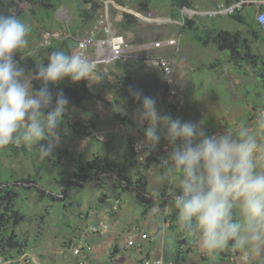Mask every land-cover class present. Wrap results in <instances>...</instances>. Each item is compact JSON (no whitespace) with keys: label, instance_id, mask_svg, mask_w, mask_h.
<instances>
[{"label":"rangeland","instance_id":"1","mask_svg":"<svg viewBox=\"0 0 264 264\" xmlns=\"http://www.w3.org/2000/svg\"><path fill=\"white\" fill-rule=\"evenodd\" d=\"M89 1L59 0L54 12L49 9L44 10L39 6L20 4L21 19L29 25L30 29L27 37L29 43L26 48L14 53L13 59L19 60L29 54L36 53V49L41 46L42 36L47 32L63 33L66 29H74L78 37L86 39L99 38V21L101 18H107L112 31L115 34L122 35L132 44L162 41L180 34L181 27L177 24L179 17L171 19L169 4L165 0H152L149 7L141 12L136 11L137 6L131 0H125V4L122 6L115 4L113 1ZM91 1L96 2L99 7L94 17L86 20L83 16H80L78 11H85L89 8ZM222 1L192 0L193 9L191 10L200 15V13H204L221 4ZM246 10L253 14L252 8ZM124 12L134 14L139 20L138 25L131 31L123 32L122 30L120 21ZM204 18L207 25L216 19ZM153 20H165L166 23H157L153 22ZM221 25L230 32L242 30V27L225 18L222 19ZM182 36L184 35L182 34ZM172 48L171 46L165 47L158 54L165 57H173L174 50ZM258 49L260 54H262L260 46ZM71 50L75 53L73 47H71ZM186 56L188 59L184 60V62L176 60L174 63V57L171 59L172 65L170 67L172 68L175 84L176 86L181 85V90L178 88V95H175L172 99L174 104L168 107L169 110L170 108L172 109L170 111L173 112L174 115H172L174 117L178 114V118L184 120L189 116L192 123L203 122L206 131H217L221 127L224 128V126L235 130V127L248 122L247 120L251 113L252 115L253 113L256 114V109L259 108L258 103H260V99L256 95L259 94L260 98L264 97L263 87H260L259 83L248 79L238 80L236 78H221L219 83H217L215 79H218L219 73L207 71L203 68V65L213 62L215 59L219 58L222 60L221 55L211 47L206 49L194 47L191 49L190 45H188ZM114 71V66H111L108 74L102 73L103 78L98 82L92 83L91 86L85 81L87 89L92 94L100 97L98 101L84 102L79 108H67L68 123L74 125L80 133L90 131L92 136L82 138L74 134L73 131L67 129L68 125L63 120L62 141L54 152L60 150L68 151L72 156L81 152L86 158H90L93 153H99L106 154L115 161H120L129 140L133 144L143 140V127L137 124L135 115L131 113L130 109L126 110L125 107L119 104L114 105L123 116H128L130 121L127 124L123 125L119 120L111 116L107 102L112 100L113 76L111 72ZM93 79H95L94 75ZM135 82L137 90L143 96L155 99L158 93L157 90L162 83V78L154 71L144 69L141 74L135 77ZM187 87H189V91L186 89ZM182 96L183 98H181ZM181 101L185 102V106L178 111L180 108L178 103H181ZM248 106L251 112H248ZM263 106L260 104V109ZM156 107L158 109V106ZM160 113L162 114L163 112L160 111ZM227 119L230 120L227 121ZM220 121H222L221 124H219ZM91 138H95L96 141L93 142ZM40 143L44 142L41 141ZM23 148L26 149V153L21 151L12 152L7 147L0 149V180L11 184L18 182L19 179H25L29 174L34 175L40 172L43 183L39 186L42 185L50 190H59L57 186L53 187L55 171L51 170L50 162V158H53V156L42 157L35 147ZM166 155L168 156L169 153ZM64 170L69 173L71 165L64 163ZM136 171L137 169L134 170V172ZM154 171L155 167H150L146 170L142 169V173L148 180V191L156 201V204L152 207L138 203L130 191L120 193V195L117 194L118 191L114 188L115 181L112 178L95 179L82 188H74L70 186L71 180L68 179L67 175L62 176L64 188L60 189V191L68 194L77 207L71 208L70 211L73 214L65 211L66 216L63 215L62 207L59 204L49 208V203L45 205L44 203L35 202L32 192L24 193V191H21L20 195H22V198L26 196V206H23L25 207L24 222L18 227L17 233L27 239V259H29L30 264H76L71 248L76 246V243L83 244L79 239L89 225L86 216L94 212L97 216H101L99 221L102 220L111 225L109 231L102 234V238H105L103 240L109 239L110 241L109 250L112 252H110L109 258L114 257L121 249L119 246L122 247L123 245L124 247V244L126 245L129 240L134 242V245L130 246V251L143 248V244L141 245L137 242L136 236L142 231H150L153 226H159L161 231L154 239V244L156 247L163 248L167 255H174L172 249L177 248L178 240H181V238L187 244L188 250L191 249L190 247L194 248L193 251L199 249L192 238L185 237L184 234L178 231L176 219L174 222H170L168 219L170 212L174 208L172 196L178 192V189L175 188L176 178L173 177L161 188L160 198L156 199L153 194L155 187ZM26 186L27 188L34 187L32 184H27ZM168 192L169 195H167ZM100 193L105 194V196L101 197L102 200L99 199ZM115 196L119 197L117 200H119L120 204L115 213H113L110 212V206L116 200L114 199ZM61 197L59 195V198ZM44 210H49L48 217H41ZM131 227H134L136 233L133 234L134 231L129 230L128 234L132 235H126L125 231ZM147 236L149 237V235ZM149 238L144 240L146 241ZM84 239L86 240H84V243L88 242L90 243L89 245L94 241L90 232L85 234ZM115 247L118 250L116 252L114 250ZM223 251L234 252L229 257H225L230 262L226 261L227 263L224 264H249L242 253L231 248H226ZM119 252L123 251L120 250ZM201 252L203 255L207 253L203 250ZM200 258H205L200 261V264H220V258L223 259L220 251L212 252L207 256L201 257L200 255ZM139 260L135 259L132 264H138ZM87 261H84L83 264H88ZM112 263L130 264V262L122 258ZM251 264H264V258H257Z\"/></svg>","mask_w":264,"mask_h":264},{"label":"clouds","instance_id":"2","mask_svg":"<svg viewBox=\"0 0 264 264\" xmlns=\"http://www.w3.org/2000/svg\"><path fill=\"white\" fill-rule=\"evenodd\" d=\"M29 30L22 19L0 15V149L35 147L47 158L61 144L69 104L62 91L53 102L49 85L67 78L91 86L103 74L87 55L64 50H53L46 64L26 72L13 54L28 46ZM34 80L40 83L35 90ZM129 93L140 105L137 124L147 123L137 150H151L162 136L171 148L155 166L153 194L159 199L161 188L176 178L178 194L172 200L178 231L209 253L231 248L249 264L264 258V108L251 125L209 135L203 122L162 115L151 97L136 89Z\"/></svg>","mask_w":264,"mask_h":264},{"label":"trees","instance_id":"3","mask_svg":"<svg viewBox=\"0 0 264 264\" xmlns=\"http://www.w3.org/2000/svg\"><path fill=\"white\" fill-rule=\"evenodd\" d=\"M106 1H113L115 4L121 6L125 4V0ZM151 1L152 0H131L133 4H136L137 12L146 10ZM165 1L169 4L171 19H177L179 11L183 8L190 10L193 9L192 0ZM58 2L59 0H0V15H14L21 19L22 13L19 12V6L22 3L31 6H39L44 10L49 9L51 12H54L56 11ZM85 2L90 1L85 0ZM231 3H233V0H226L224 5L228 6ZM98 7L99 5L96 2L91 1V6L89 8L85 11L79 10L78 13L86 20H89L94 17ZM225 17L230 22L242 27V30H237L235 32L215 30L205 24V19L199 16H192L188 19H184L183 28L180 30V34H192L194 41L198 42L200 45H208L209 43H212L215 45L216 50L219 53L226 54V61L230 64L237 65L240 61L246 62L254 69L257 82L261 84V87H264V33L256 26L253 14L249 13L246 9L235 10L233 13L225 15ZM138 22L139 20L134 14L124 12L120 24L123 28V32H126L133 30L138 25ZM69 32L73 36L77 35L75 34L74 29H69ZM259 46L261 47V50H263L262 54L258 52ZM71 47H73V42L70 39H62L56 42L53 41L48 46L38 47L36 53L32 55L29 54L25 58L16 61L26 72L34 73L37 64L41 62L45 64L47 63L46 58L50 52L53 50H64L73 53ZM220 65L221 61L216 60L211 64L203 65V68L206 70L215 69ZM114 69L115 71L111 72V75L113 76L112 100L107 102V104L111 116L124 125L130 120L128 119V116H123L114 105L119 104L120 106L125 107L126 110L130 109L131 113H134L135 115V110L140 105L138 101L130 96L129 90H137L135 77L141 74L145 67L139 63H126L114 64ZM39 86L40 83L34 80L33 89H38ZM161 87L162 83L158 90ZM49 88L53 94V102L55 101L56 93L60 91L63 92L64 96L67 97L69 101L68 109L71 107L79 108L84 102H94L100 99L99 96L92 94L87 89L85 80L73 83L66 78L56 85H49ZM187 90L189 91V87ZM153 100L159 109L160 104L156 99ZM63 120L68 125L67 129L73 131L74 134L82 138L92 136L90 131L80 133L74 125L68 123V111ZM146 126L147 123L145 122L142 127L144 128ZM62 128L63 125L61 124V129ZM91 139L93 142L96 141L95 138ZM7 148L12 152L21 151L22 153H26V149L23 147L20 149L16 146L10 145ZM52 156L53 158H50L51 170L55 171L53 187L57 186L59 190L46 189L42 185L41 188L39 185L43 183V180L40 172L34 175L29 174L25 179H19L18 182L11 184L0 180V256L4 261H13L11 264H18L16 259L27 254V239L17 233L18 227L24 222L25 207L23 206H26V196L24 195L25 197L22 198V195H20L21 191H24V193L32 192L34 194L35 202L41 204L44 203L45 205L46 203H49V208L59 204L60 207H62L63 215H65V211L73 214L70 210L71 208H77L75 203L71 201V197L68 194L60 191V189L64 188V181L61 179L62 176L67 175L68 179L71 180L70 186L74 188H82L84 185H87L95 179L112 178L115 181L114 188L118 191L117 194L120 195V193L130 191L141 205L152 207L156 204L155 199L148 191V180L142 173V169L146 170L150 167L159 166L162 159H159L158 157L156 158L154 154L151 153L143 161H139L137 158L138 154L135 152V144L130 140L123 151L122 159L120 161H115L106 154L93 153L90 158H86L81 152L72 156L70 152L61 150L53 152ZM64 163H69L71 165V171L69 173L64 170ZM136 169L137 171L134 172ZM27 184H32L34 187L27 188ZM59 195L62 197L59 198ZM103 196H105V194L100 193L99 199L102 200L101 197ZM118 198L119 197L115 196L114 199L116 200H114V202L119 201L117 200ZM114 202H112L110 208L113 206ZM49 213V210H44L41 217H48ZM168 219L170 222L175 221L174 208L170 212ZM183 242L184 240L181 238V240H178L177 246L181 245ZM76 246H78V243H76ZM114 250L117 251V247H115ZM223 254V251L220 252V255ZM87 259L88 258L84 261H87ZM75 260L76 264H78L79 261L76 258Z\"/></svg>","mask_w":264,"mask_h":264},{"label":"built area","instance_id":"4","mask_svg":"<svg viewBox=\"0 0 264 264\" xmlns=\"http://www.w3.org/2000/svg\"><path fill=\"white\" fill-rule=\"evenodd\" d=\"M109 2V1H108ZM253 9V18L256 26L264 33V0H233L228 6L224 4H218L211 10L197 15L196 12L190 9H181L179 11V22L177 23L181 29L183 28L184 19H188L192 16H201L202 18H216L219 16H224L233 13L235 10L240 9ZM205 19V18H204ZM157 23H166L165 20H153ZM100 24V37L86 39L78 37V35L73 36L69 29H66L63 33H50L47 32L42 36L41 46H48L51 41L70 39L73 42V48L75 53H81L87 55L96 64L98 70L103 74H108L111 66L114 64H126V63H139L145 67V69H151L159 74L162 78V87L157 91L155 99L160 104L159 112L162 111L163 114L171 116V111L168 107L174 104L173 97L178 95V89L176 88L175 79L172 73V68L170 67L171 59L176 56L179 52L180 47V34L172 36L168 39L162 41H150L132 44L128 42L122 35L115 34L108 22L107 18H101ZM173 47L174 56L165 57L158 53L165 47ZM257 113L260 108L256 109ZM255 114L253 113L251 117V122H254ZM222 121L219 122L221 124ZM227 131L226 129H220L215 132H207L209 135L223 133ZM135 144V152L138 154V160L143 161L151 153L159 159H165L168 156L166 154L170 153L171 148L167 144V141L161 138L160 142L151 150L141 152L137 150ZM119 201H115L111 207V212L115 213L118 209ZM110 224L105 221H97L90 226L89 232L95 235H102L109 231ZM141 238H149L146 234H143ZM134 242L131 240L126 242V247L130 248L133 246ZM139 247V245H138ZM92 252V248L83 243V246L78 244L72 248V255L79 261L78 264H83L84 260L88 258L89 254ZM18 264H30L29 259H27V254L22 255L16 259ZM14 261V262H16ZM13 261H4L0 256V264H11ZM138 264H177L174 260H169L167 262L163 261L162 258H141Z\"/></svg>","mask_w":264,"mask_h":264},{"label":"crops","instance_id":"5","mask_svg":"<svg viewBox=\"0 0 264 264\" xmlns=\"http://www.w3.org/2000/svg\"><path fill=\"white\" fill-rule=\"evenodd\" d=\"M225 1L226 0H223L222 4H224ZM223 18L227 19L225 17V15L224 16H219V18L216 17L215 20H217V21L214 20V21L211 22V24L209 22L208 26L210 28H212V29H215V30H225V27H222V25H221V22H222ZM183 35L184 36H182V34H180L179 52L173 58V62L174 63H175L176 60L177 61L180 60V62H182V61L184 62V60L188 59L187 56H186V50L188 49V45H190L191 49L194 48V47H196L198 49L199 48L206 49V48H210L211 47V48L216 50L215 45H213L212 43H209L208 45H200L198 42L194 41L192 34L186 33V34H183ZM185 35H187V36H185ZM258 52H259V50H258ZM219 54L221 55L222 60H220L218 58V59H215L214 61L220 60L221 61V65L219 67L215 68V69L207 70V71L215 72L217 74L219 73L218 74V76H219L218 79H215V81L217 83H219L221 78H236L238 80L239 79H244V80L248 79V80L257 82L254 69L250 65H248L246 62H243V61L241 62L240 61V62H238L237 65L230 64V63H228L226 61L227 60V56H226L225 53H219ZM213 62L207 63L205 65L211 64ZM259 86H260V84H259ZM180 87H181V85L176 86L177 89L179 88L181 90ZM179 89H178V92H179ZM186 89H188V87ZM262 89L264 90V87ZM256 97H259V99H260V101H259L260 103H258L259 104V108H260V104L264 105V102H263L264 101V97L260 98L259 94L256 95ZM181 98H183V96ZM179 104H180V108H179L178 111H180L185 106V102L181 101V103H178V107H179ZM262 108H264V106ZM247 109H248V112H249L250 111V107L248 106ZM172 114H173V112H171V117L173 119H179L178 118V114H176V116H175L176 118L173 116L174 114L173 115ZM249 115H250V113H249ZM251 117H252V113H251V116L248 117V120H247L248 121L247 123L250 124V125L253 124V122L250 121ZM180 120H182V119H180ZM229 120L230 119H227V121H229ZM182 121L192 122L190 120L189 116L187 118H185L184 120H182ZM238 127L239 126L235 127V129L238 128ZM220 129H222V127L219 128L218 130H220ZM223 129H226L228 131H233L234 130V129H230L227 126H224ZM167 195H169V192H168ZM172 198H173V196H172ZM86 217L88 218L89 225L85 229V231H83L84 233L82 232L84 234V236L82 234V236L79 239L83 243L86 241L84 239V237H85V234L87 232L89 233L90 226L93 225L95 222L99 221V218L101 216L100 217L97 216L96 213L94 212V213H89V215H87ZM162 224H164V223H162ZM159 228H160L159 226H153L150 231H147V232L146 231H142V232H140L139 235L137 234V236H136L137 242H139L141 245L143 244V248L136 249L134 251H130L131 247L127 248L126 245L124 244V247H123V245H122V247L119 246V248H121V249H119V251L122 250L123 252H119L117 250L118 252L112 258H109L110 257L109 256L110 252H112V251L109 250V247H110L109 239L108 240H103L105 238H102V235L91 234L92 235V239L94 240L91 243V245H89L90 243H88V242H87L88 244L84 243V244H86V245H88V246H90L92 248V252L89 254L90 257L88 256L89 258H88L87 262H88V264H114V263H112L113 261L117 262L118 259L122 258V259H126L127 262H130V264H132V261H134L135 259L139 260L142 257V258H162L163 261H165V262H167L169 260H174L177 264H200V261L204 260L206 258V257L205 258H200V255L202 257V256H207V255L210 254L209 252H207L206 255H203L202 252H201V249H197L196 251L195 250L193 251V249H194L193 247H190L191 249L188 250L189 248H187V244H185V241H184L183 242L184 244H181V245L177 246L176 249H172V251H174V255H167L166 251L163 248L158 247V246L156 247V245L154 244V239L161 232L159 230ZM161 228H163V227H161ZM129 230L130 231H134L133 234L136 233V230H134V227H131L128 230L125 231L126 235H132V234H128L130 232ZM146 233H147V235H149L150 238L145 241V240H143L141 238V236L143 234H146ZM112 239H113V237H112ZM92 244H94V245H92ZM144 244H145V247H144ZM81 245L83 246V244H81ZM142 250H143V252H142ZM221 251H223V250H221ZM223 253L224 254L221 255V257L223 259L220 258V262H221L220 264L227 263L226 261L230 262L229 259H227L225 257H229L231 255V253H234V252L233 251H230V252L223 251Z\"/></svg>","mask_w":264,"mask_h":264}]
</instances>
